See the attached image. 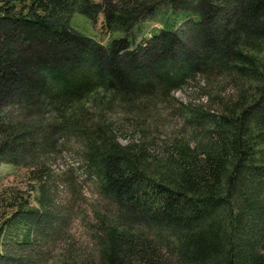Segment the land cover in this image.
Instances as JSON below:
<instances>
[{
  "label": "trees",
  "instance_id": "obj_1",
  "mask_svg": "<svg viewBox=\"0 0 264 264\" xmlns=\"http://www.w3.org/2000/svg\"><path fill=\"white\" fill-rule=\"evenodd\" d=\"M165 3L185 19L132 47L69 26L128 34ZM64 150L96 190L87 251ZM0 164L27 172L0 188V264H264V0H0Z\"/></svg>",
  "mask_w": 264,
  "mask_h": 264
},
{
  "label": "rangeland",
  "instance_id": "obj_2",
  "mask_svg": "<svg viewBox=\"0 0 264 264\" xmlns=\"http://www.w3.org/2000/svg\"><path fill=\"white\" fill-rule=\"evenodd\" d=\"M185 15V12L174 11L171 4L165 3L158 6L150 18L139 21L128 34L119 30L109 33L106 32L103 27L102 14H99L98 18L92 21L86 16L74 12L70 17L69 26L75 31L95 39L104 46H109L113 39L126 37L129 45L132 47L139 44L142 39H147L158 34L161 29H171L174 23L182 22L185 19ZM196 84L197 82H192L190 85L175 91V98L183 102L191 98L196 100L197 96H199L196 90ZM148 128L149 133L156 140L167 137L172 131H178L176 119L171 115V111L161 117L157 127L150 126ZM117 133H119L118 139L122 143L130 141L133 136L135 138L139 137L137 133L135 134L131 130H119ZM50 160V167L53 174L72 167V176L78 181V185L82 189L83 197L80 195L76 196V202L73 206V212L76 215L67 221L66 228L69 230L72 242L76 243L75 246L77 249L80 247L82 250H90L92 247V237L86 223L87 221H92V213L90 210L92 204L96 201L94 183L91 178L83 173V169L78 165L77 156L72 150L70 152L64 150L56 157L51 156ZM26 177L27 172L25 168L13 167L9 164H0V188L8 185L23 187L26 185Z\"/></svg>",
  "mask_w": 264,
  "mask_h": 264
}]
</instances>
